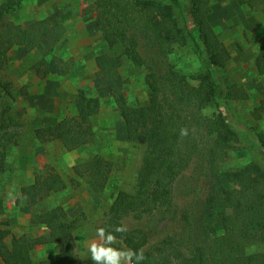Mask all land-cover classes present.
I'll return each instance as SVG.
<instances>
[{
	"label": "trees",
	"instance_id": "1",
	"mask_svg": "<svg viewBox=\"0 0 264 264\" xmlns=\"http://www.w3.org/2000/svg\"><path fill=\"white\" fill-rule=\"evenodd\" d=\"M25 0H3L0 4V70L8 65L10 52L16 46L34 47L42 57L34 71L46 77L52 72L65 75L74 67V60L56 56L47 58L43 40L51 31L50 18L33 21L28 27L10 20ZM50 0H38L44 4ZM87 13H93L109 51L96 56L97 71L93 86L110 91L125 122L128 138L145 145L135 190H119L100 228L112 232L117 242L113 247L144 250L141 264H264V149L252 145L255 152L245 165L223 171L222 165L232 151L243 148L239 132L223 110L236 99H248L249 92L241 85H220L213 63L221 57L231 58L226 44L211 25V0H186L188 10L198 29L201 44L193 30L176 14L179 0H87ZM241 4L258 7L264 15V0H239ZM192 44L208 61L195 73H186L170 62L177 46ZM198 47V48H197ZM201 51V52H200ZM147 71L148 98L137 105L128 102L125 79L121 72L123 57ZM256 69L264 75V45L258 52ZM225 66L226 63H222ZM13 92L9 81L0 82V183L7 170L11 147L18 145V127L22 123L12 113ZM217 107L214 116L204 115L206 108ZM76 113L52 125L35 129L40 143L60 142L72 151L95 141L93 119L100 112L98 96L83 89L76 96ZM264 113V101L255 111L257 119ZM182 129L187 134H182ZM261 141L264 138L261 135ZM195 162L204 174L206 194L200 204L179 206L175 184ZM114 163L102 156L87 161L82 173L89 186L101 194L107 187ZM231 180L246 178L244 187L228 189L223 176ZM60 173L40 172L32 184L24 186L22 197L34 207L52 194L67 188ZM215 209L225 212L215 214ZM152 222L157 226L168 220L178 222L179 237L167 235L151 243V233L144 227L129 228L125 221ZM224 232L216 235V224ZM48 231L40 237L23 234L13 236L0 223V257L5 264H82L77 252L78 225L69 221L68 211L57 206L48 211ZM124 233L115 232L121 225ZM11 236V243L8 238ZM55 245L58 257L36 262L37 246ZM260 246L261 250L249 252ZM101 264V263H100ZM103 264V261H102ZM133 264L135 260L133 258Z\"/></svg>",
	"mask_w": 264,
	"mask_h": 264
},
{
	"label": "rangeland",
	"instance_id": "2",
	"mask_svg": "<svg viewBox=\"0 0 264 264\" xmlns=\"http://www.w3.org/2000/svg\"><path fill=\"white\" fill-rule=\"evenodd\" d=\"M3 0H0V4ZM177 17L192 28L195 39L199 40L198 29L188 10L187 1L179 0ZM87 0H50L40 4L38 0H25L21 8L10 15V20L28 27L33 21L50 18L51 31L44 38L47 58L56 56L64 60L73 59L74 67L65 75L52 72L46 77L34 71V65L42 53L34 47L16 46L9 55L6 67L0 70V82L9 81L13 92V115L20 120L18 145L12 146L7 158V170L0 183V223L11 230L13 236L23 234L40 237L48 231L46 217L49 210L63 206L68 211L69 221L78 225L76 230L77 252L82 264H93L89 251L91 242L98 240L97 229L104 222L106 214L119 190L134 191L145 145L129 140L125 122L114 99L107 89L93 86L97 71L96 56L109 51L108 45L98 29L94 14L87 13ZM212 27L220 40L226 44L231 58H220L213 64V71L220 85H241L249 92V98L236 99L223 110L228 120L239 132L243 148L232 151L223 163V171L245 165L251 161L255 148L264 149V113L257 119L255 111L264 101V75H259L255 59L264 45V15L260 8L241 4L239 0H211L209 16ZM201 44V42H198ZM195 46V44H194ZM192 44L175 47L170 55L178 69L195 73L207 62L205 52L199 53ZM198 48V47H197ZM222 63H226L222 66ZM121 72L125 79V94L128 102L137 105L148 98L146 85L147 71L137 67L126 56L123 57ZM88 95L98 96L100 112L93 119L95 141L92 144L67 150L60 142L40 143L36 140V128L52 125L60 119L76 113L75 101L80 90ZM217 107L206 108L204 115L214 116ZM102 156L114 163V170L106 189L96 193L87 183L82 173L87 161L93 156ZM192 166L179 177L175 184L176 203L188 207L201 201L206 194L205 177ZM55 170L68 183L67 188L52 194L40 204L29 207L22 197L24 186L34 182L40 172L47 174ZM223 181L228 189L244 187L246 178L231 180L226 174ZM200 204V202H198ZM215 214L225 211L215 209ZM129 228L144 227L156 242L167 235L179 237L178 222L166 220L157 226L152 222L125 221ZM224 232L223 226L216 224V235ZM11 243V236L8 238ZM261 250L260 246L249 252ZM36 262L45 258L58 257L55 245L37 246L33 250ZM102 264V261L100 262ZM0 264H4L0 257Z\"/></svg>",
	"mask_w": 264,
	"mask_h": 264
},
{
	"label": "clouds",
	"instance_id": "3",
	"mask_svg": "<svg viewBox=\"0 0 264 264\" xmlns=\"http://www.w3.org/2000/svg\"><path fill=\"white\" fill-rule=\"evenodd\" d=\"M182 134L186 135L187 130L182 129ZM126 231L127 227L123 224L115 228V232L124 233ZM96 235L99 239L91 242L89 248L93 264H100L101 261L103 264H133V258L135 264H141L145 259L142 248L133 250L113 247L117 238L112 232H107L105 228H98Z\"/></svg>",
	"mask_w": 264,
	"mask_h": 264
},
{
	"label": "crops",
	"instance_id": "4",
	"mask_svg": "<svg viewBox=\"0 0 264 264\" xmlns=\"http://www.w3.org/2000/svg\"><path fill=\"white\" fill-rule=\"evenodd\" d=\"M5 264V263H4Z\"/></svg>",
	"mask_w": 264,
	"mask_h": 264
}]
</instances>
